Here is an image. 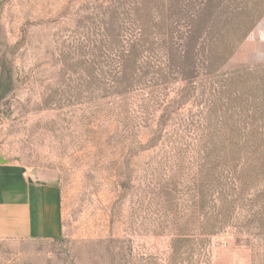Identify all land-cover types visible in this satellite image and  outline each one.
I'll use <instances>...</instances> for the list:
<instances>
[{
	"label": "rangeland",
	"instance_id": "1",
	"mask_svg": "<svg viewBox=\"0 0 264 264\" xmlns=\"http://www.w3.org/2000/svg\"><path fill=\"white\" fill-rule=\"evenodd\" d=\"M0 264H264V0H0Z\"/></svg>",
	"mask_w": 264,
	"mask_h": 264
},
{
	"label": "trees",
	"instance_id": "2",
	"mask_svg": "<svg viewBox=\"0 0 264 264\" xmlns=\"http://www.w3.org/2000/svg\"><path fill=\"white\" fill-rule=\"evenodd\" d=\"M191 29V28H190ZM190 33H191V31H190Z\"/></svg>",
	"mask_w": 264,
	"mask_h": 264
}]
</instances>
